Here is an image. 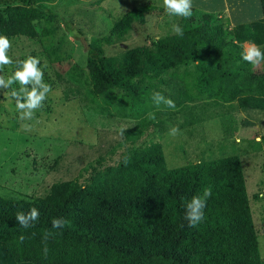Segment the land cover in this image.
<instances>
[{"label":"trees","instance_id":"obj_1","mask_svg":"<svg viewBox=\"0 0 264 264\" xmlns=\"http://www.w3.org/2000/svg\"><path fill=\"white\" fill-rule=\"evenodd\" d=\"M260 2L261 19L233 28L227 17L192 7V16L182 17V37L173 34L116 56H107L104 48L125 42L137 25H145L150 15H164L165 9H133L114 23L110 34L85 39L92 88L58 74L65 99H77L86 112L102 119L128 120L110 154L130 148L117 164H106L101 156L78 179L54 183L43 196L21 201L0 197V243L15 263L263 264L241 157L171 169L156 141L169 132L166 119L193 112L198 103L220 112L188 127L234 113L264 112V71L241 58L246 43L264 51V0ZM54 19L40 0H0V35L10 41L47 36L52 30H41V24ZM187 64L195 65L194 70H179ZM157 92L176 107L157 106L152 98ZM209 187L204 220L190 228L185 204ZM33 207L39 219L33 227L21 228L16 213ZM55 218L69 223L53 229ZM48 232L53 235L44 241Z\"/></svg>","mask_w":264,"mask_h":264},{"label":"rangeland","instance_id":"obj_2","mask_svg":"<svg viewBox=\"0 0 264 264\" xmlns=\"http://www.w3.org/2000/svg\"><path fill=\"white\" fill-rule=\"evenodd\" d=\"M215 1L208 0L210 6L203 7L200 0H192V7L206 8V12L211 13L214 8L221 9L213 13L217 16L230 8L226 15H222L228 18L230 28L245 21L239 18L240 5L229 2L231 5L225 6L222 4L225 0H220L216 6ZM40 4L51 10L55 17L52 23L43 21L41 24V30L42 26L49 27L51 33L39 37L38 41L28 38L11 40L7 55L12 61L28 56L39 58V66L49 78L43 77L44 82L55 84L31 121L19 119L15 101L11 98V91L18 89L19 85L0 90V197L16 201L43 196L54 183L78 179L83 169L95 164L101 156L106 158V164H117L128 153L130 147L117 149L113 156L110 154L122 140V130L128 127L125 124L128 120L114 123L120 117L112 121L102 119L86 112L77 99L66 100L65 85L59 82L58 74L90 90L85 39L105 37L111 33L114 23L131 10L148 5L162 8L163 0H40ZM231 8L236 9L230 11ZM173 24H179L184 30L182 17L167 13L150 15L146 24L137 25L125 42L106 46V55L116 56L126 48L149 45L173 35ZM16 67L12 64L5 66L1 75L7 78ZM194 68L195 65L187 64L179 70ZM256 68L264 71V64ZM196 106L193 112L166 119L165 128L175 126L179 132L175 136L162 133L156 141L161 142L171 169L201 161L241 157L264 264V197L261 196L264 193V144L261 143L264 112L234 113L224 119H208L188 127L191 122L220 112L218 108H214L215 112L206 111L202 103ZM26 124L31 125L30 129H25ZM182 125L185 127L180 129ZM257 137H260L259 142ZM146 140L143 139L138 146Z\"/></svg>","mask_w":264,"mask_h":264},{"label":"clouds","instance_id":"obj_3","mask_svg":"<svg viewBox=\"0 0 264 264\" xmlns=\"http://www.w3.org/2000/svg\"><path fill=\"white\" fill-rule=\"evenodd\" d=\"M163 7L167 14L170 16L190 18L192 16V0H163ZM172 31L178 36H183V29L179 24L172 25ZM70 40L72 36L68 37ZM11 48V42L7 36L0 35V72L3 71L5 66L13 63L12 59L7 55L8 50ZM243 51L241 52L242 60L250 63L251 65L258 66L264 62V51L255 43L242 45ZM40 59L33 56H28L24 60L17 61V67L10 76L5 78L0 75V90H8L12 88L13 84H18V89L11 91V98L15 101V107L19 113L21 121H31L34 119L36 110L43 107V102L51 92V86L44 82V72L39 66ZM154 103L159 106L160 103H165L169 108H175V102L171 99H165L162 94H153ZM149 118L155 119V114L150 113ZM25 129H30L31 125H24ZM179 132L177 127H172L169 135L175 136ZM260 137H257L259 142ZM212 195L211 188H205L203 195L193 196L186 204L184 211V220L187 221V226L190 228L197 227L205 217L204 209L206 208L207 199ZM264 197V193H261ZM39 210L35 207L31 208L28 212H17L15 219L19 226L24 229L33 227L35 222L39 219ZM69 222L62 218H55L52 220L53 229H62ZM53 233L48 232L43 237L44 241L52 236ZM23 242L24 236L19 237ZM48 249L45 245L44 255L47 256Z\"/></svg>","mask_w":264,"mask_h":264},{"label":"crops","instance_id":"obj_4","mask_svg":"<svg viewBox=\"0 0 264 264\" xmlns=\"http://www.w3.org/2000/svg\"><path fill=\"white\" fill-rule=\"evenodd\" d=\"M200 2H203V5H201L203 7H205L207 5L210 6V3L208 2V0H200ZM229 2L233 3V5H240L239 7H241L240 8L241 9V16L239 18L245 20L244 22H240L236 25L253 22L255 20L262 18V8H261L260 0H235L234 2H231L229 0H225V1H223L222 4H224V5L226 4L225 6H227V4L231 5ZM218 3H221V1L216 0L214 2V5L217 6ZM228 9H230V8H228ZM228 9H224V11L218 15L219 16L226 15L227 14L226 12H228ZM234 9H236V8H231L230 11H234ZM200 11L206 12V8H203V10L201 9ZM220 11H221V9L214 8L213 13L220 12ZM209 13H211V12H209ZM246 44H249V43H246ZM0 264H17L8 256V254L6 253V251L4 249V245L2 243H0Z\"/></svg>","mask_w":264,"mask_h":264},{"label":"water","instance_id":"obj_5","mask_svg":"<svg viewBox=\"0 0 264 264\" xmlns=\"http://www.w3.org/2000/svg\"><path fill=\"white\" fill-rule=\"evenodd\" d=\"M126 47V46H125ZM127 49V48H126Z\"/></svg>","mask_w":264,"mask_h":264}]
</instances>
